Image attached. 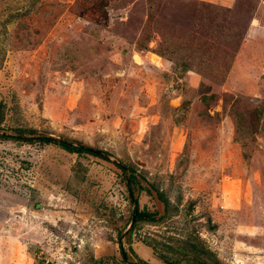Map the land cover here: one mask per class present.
I'll return each instance as SVG.
<instances>
[{
  "label": "rangeland",
  "instance_id": "rangeland-1",
  "mask_svg": "<svg viewBox=\"0 0 264 264\" xmlns=\"http://www.w3.org/2000/svg\"><path fill=\"white\" fill-rule=\"evenodd\" d=\"M0 118L104 154L0 138V264H264V0H0Z\"/></svg>",
  "mask_w": 264,
  "mask_h": 264
},
{
  "label": "trees",
  "instance_id": "trees-1",
  "mask_svg": "<svg viewBox=\"0 0 264 264\" xmlns=\"http://www.w3.org/2000/svg\"><path fill=\"white\" fill-rule=\"evenodd\" d=\"M1 119V118H0ZM17 135H0V138H12V139H21V140H26V141H41L44 143H54L56 145H59L60 147H62L63 149L69 151V152H75V153H83V152H87L93 155H97L100 156L96 153H94L91 150H88L86 147L89 146H85L83 144L77 143V144H73L72 142L69 141V143H64V142H59L57 140H52V139H48L45 138V136H30V137H25L24 135L20 134L21 133V129L18 130ZM117 167L121 169V171L126 174L128 173V177L126 180V186L127 188L131 191L132 188V184L133 182H137V175L134 173L135 172V168L131 165V164H121L120 162L116 163ZM78 172H82V175L80 176L81 178L83 177V173H84V168L79 169ZM138 188H143L141 185H138ZM147 192H149V189H146ZM156 193H157V197L158 199H160L161 201L164 202L165 207L169 206V201L167 199V197H165V195L158 191V189L156 188ZM131 201L135 204V207L133 208V213H135V221L134 223L131 225L130 229L128 230L129 233L132 231V229L136 226H138V224L140 223H144V222H156L159 220V218L155 217V213L153 212H149L147 210L144 209H139L138 207V203L136 202V200L132 197L131 195ZM162 217V216H161ZM186 245L189 247H186V245L183 246H166L168 253L170 254V256L165 257V254H160V256L164 257L165 261L169 264H180L181 261L184 262L185 264H220L218 258H216V256L214 255V253L210 250H208L207 248L205 249L204 247H200L198 243H192L190 240H186ZM184 243V244H185ZM153 250L155 249V244L149 245ZM122 247V246H121ZM122 252L125 253V255L127 256L126 252L123 250V248H121V254ZM203 252L206 257H199L200 253ZM128 258V256H127ZM122 263H125V260L122 256ZM138 264H150L148 262H146L145 260L139 258L138 259Z\"/></svg>",
  "mask_w": 264,
  "mask_h": 264
},
{
  "label": "water",
  "instance_id": "water-1",
  "mask_svg": "<svg viewBox=\"0 0 264 264\" xmlns=\"http://www.w3.org/2000/svg\"><path fill=\"white\" fill-rule=\"evenodd\" d=\"M0 135H5V134L0 132ZM45 138L52 139V140H57V141H59V142L69 143V141H65V140H63V139L56 138V137H53V136H45ZM86 148H87L88 150L93 151L94 153H96V154H98V155H100V156H101V155H104L103 152H102L101 150L94 149V148H91V147H86ZM121 164H122V163H121ZM134 221H135V213H133L132 218H131V221H130V224H129V227L127 228V230H125V232L128 231V230L130 229V227H131V225L134 223ZM122 256H123L124 260H125L126 262H128L129 264H138V263H136V262H131V261H129V259L127 258V256L125 255L124 252H122ZM46 264H53V262L50 261V260H48V261L46 262Z\"/></svg>",
  "mask_w": 264,
  "mask_h": 264
},
{
  "label": "crops",
  "instance_id": "crops-1",
  "mask_svg": "<svg viewBox=\"0 0 264 264\" xmlns=\"http://www.w3.org/2000/svg\"><path fill=\"white\" fill-rule=\"evenodd\" d=\"M152 250V249H151Z\"/></svg>",
  "mask_w": 264,
  "mask_h": 264
}]
</instances>
